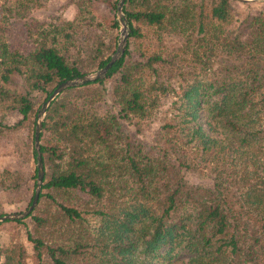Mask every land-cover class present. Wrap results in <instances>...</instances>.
I'll return each mask as SVG.
<instances>
[{
  "label": "trees",
  "instance_id": "1",
  "mask_svg": "<svg viewBox=\"0 0 264 264\" xmlns=\"http://www.w3.org/2000/svg\"><path fill=\"white\" fill-rule=\"evenodd\" d=\"M47 1L0 0V137L33 129L35 95L116 48L117 19L93 8L118 0H68L71 16L11 49L8 21ZM123 12L122 54L46 109L39 196L0 222V264H264V0H124ZM0 176L6 190L24 181Z\"/></svg>",
  "mask_w": 264,
  "mask_h": 264
},
{
  "label": "rangeland",
  "instance_id": "2",
  "mask_svg": "<svg viewBox=\"0 0 264 264\" xmlns=\"http://www.w3.org/2000/svg\"><path fill=\"white\" fill-rule=\"evenodd\" d=\"M260 1L263 0L245 2ZM238 6L244 7V5L242 4H238ZM93 10L102 20H104L105 17L108 19H110L111 17H117V4L115 12L114 10L109 12L99 5H95ZM72 13L73 8L68 0H48L43 8L35 11L31 16L24 17L22 19L11 18L6 24L7 39L10 48L19 49L21 51L29 50L32 47L31 37L27 34V29L29 28V26L37 27L40 23L48 22L51 17H55L56 19H63L71 16ZM128 32L129 26L127 25V38L129 35ZM114 33H117L118 44L119 37L121 35L119 22L118 27L114 29ZM78 41L81 43L82 39ZM96 69H93L91 71H94ZM17 88L19 89L20 86H17ZM43 101L44 94L35 95V106L37 108V111ZM17 117L18 114L13 111L8 112L5 118L6 121L11 123ZM34 128H29L28 130L27 128L11 130L5 132V134L0 137V173L3 169H9L15 174H22L24 177V181L18 186V188L6 190L0 185V215L7 212L21 211L25 209L26 207H24V205H26V203L34 193V188L36 185V177L33 175L34 169L36 167V155H34L32 151V148H34ZM153 131L154 127L147 128L144 131L145 141H147L151 137ZM9 223V221L4 222L0 225V227H7L9 226ZM186 261L187 260L185 257L180 256L171 264H187Z\"/></svg>",
  "mask_w": 264,
  "mask_h": 264
},
{
  "label": "water",
  "instance_id": "3",
  "mask_svg": "<svg viewBox=\"0 0 264 264\" xmlns=\"http://www.w3.org/2000/svg\"><path fill=\"white\" fill-rule=\"evenodd\" d=\"M240 1H259V0H240ZM123 3L124 0H118L117 2V21L120 24L121 28V35L119 37V41L117 44V47L115 51L111 54L110 59L105 65L97 68L94 71L84 73L82 75H77L75 77L67 78L61 82H59L53 89L52 91L48 94V96L44 99L42 102L40 108L37 111V119H36V124H35V131H34V147L36 149V166H37V176H36V185L34 188V193L31 199L30 204L23 210L21 211H13V212H7L4 214L0 215V221H3L5 219H15V218H23L25 217L32 209L34 208L39 192L41 189V184L43 181V163L41 159V152L39 149V132L41 129V122L42 119L45 115L47 107L50 105L53 99L57 97L59 93L63 89L69 86H74V85H79L88 81H92L96 78L103 77L108 68L111 66L112 62L118 58L122 52L124 51L126 40H127V25L128 21L127 18L123 12Z\"/></svg>",
  "mask_w": 264,
  "mask_h": 264
}]
</instances>
